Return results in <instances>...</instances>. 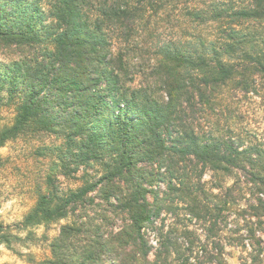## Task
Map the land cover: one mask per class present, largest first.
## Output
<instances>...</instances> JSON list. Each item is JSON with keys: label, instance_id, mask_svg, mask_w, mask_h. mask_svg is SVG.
<instances>
[{"label": "clouds", "instance_id": "clouds-1", "mask_svg": "<svg viewBox=\"0 0 264 264\" xmlns=\"http://www.w3.org/2000/svg\"><path fill=\"white\" fill-rule=\"evenodd\" d=\"M158 2L161 17L169 18L168 30L149 27L142 33V39L152 33L143 46L147 55L131 50L136 41L125 38L130 21L111 17V10L130 7L126 0H28L29 27L0 32V205L7 201L24 215L39 208L32 192L35 166L43 169V193L50 199L55 189L61 202L72 201L68 209L77 214L49 230L50 221L40 216L12 224L5 213L0 264H185L191 237L181 236L182 229L169 233L171 216L164 229L155 216L152 223H135L144 214L141 205L152 215L188 191L187 204L192 196L206 203L198 189L212 204L243 196L248 204L238 200L237 212L255 205L256 196L264 203V183L253 179H264V71L242 55L264 66V0ZM81 34L90 39L81 40ZM165 45V55L195 66L176 67L159 56L150 62ZM116 49L125 54L123 62ZM218 61L230 75L215 93L207 91L211 105L192 100L202 88L200 79L218 74ZM70 83L79 89L69 90ZM97 95H103L106 111L123 108L135 122L130 145L118 140L111 126L81 116L80 106ZM207 143L219 145L226 160L193 154L194 145ZM70 151L76 153L71 161ZM169 185L180 192L140 198L145 189L167 192ZM91 186V192L72 200ZM245 219H251L250 211ZM236 235L233 239L224 230L213 240L234 250L232 264H264V243L257 244L247 229ZM255 236L264 239V225Z\"/></svg>", "mask_w": 264, "mask_h": 264}, {"label": "trees", "instance_id": "trees-1", "mask_svg": "<svg viewBox=\"0 0 264 264\" xmlns=\"http://www.w3.org/2000/svg\"><path fill=\"white\" fill-rule=\"evenodd\" d=\"M127 5L130 7H125L124 9H113L111 10V17L117 21H121V18L130 21L131 27H129V31L125 34V38L127 41H132L135 39L136 43L132 45L131 50H142L144 54L147 55L148 51L143 46L148 40H151L152 33L147 32L146 39H142V33L146 32L149 27L155 28L156 31H159L162 28H165L167 31V27L158 25L160 21H167L168 17H161V12L163 10V3H159L158 0H126ZM102 15H107V13H101ZM142 21V25H138L137 22ZM31 23V12L28 4V0H0V32L7 33H16L23 31L29 27ZM119 26H124L122 22ZM231 39V37H229ZM81 40H88L90 37L88 35L81 34ZM240 42H238L239 44ZM83 47V46H82ZM88 47H92V45H88ZM230 51H234L232 45L228 46ZM201 49L203 50V45H201ZM168 52V46H162L158 49L152 56L149 57L150 62L154 61L157 56L161 59L171 60L172 63L179 67L181 64H188L189 67H194L195 65L190 60L179 59L175 55H165ZM116 55L120 56L121 61L123 62L124 53H121L119 49H116ZM213 58H218L220 53L216 52L215 48L212 49ZM243 58L246 60L254 61L257 63V66L260 71H264V66L259 65L258 60H254V58L249 57L247 54H242ZM200 64H204V60H200ZM219 72L216 76H213L211 79H200V84L202 88L197 89L198 95L193 96L192 100H195L205 106H209L212 103V97H209L206 93L209 89L212 92H216L217 88L220 84H223L224 81L230 75L228 69L223 67L222 62L218 61ZM127 70V69H125ZM175 71V69H172ZM86 74V73H85ZM112 75L115 76V73ZM181 74L177 72V76ZM119 82V76H116L115 83ZM127 83H134L133 79H128ZM96 81H91V86L96 85ZM109 86H114V82L109 80ZM58 84H63L62 81H58ZM69 90H78L79 85L76 83H70L68 86ZM223 93V89H220V94ZM256 93H254L255 95ZM241 99H247L246 97H242ZM45 103H48L45 100ZM107 105L105 104L103 95H97L95 99L90 100L87 104L80 106L81 116L84 119H91L93 121H98L102 128H107L111 126L117 139L122 142H127L129 145L133 142V134L131 132V128L134 126V121L128 119V114L125 112L123 108H113L110 111H106ZM131 115H135L132 113ZM77 121L80 120V117L76 118ZM231 147V146H229ZM71 149V145H69ZM71 155H76V153L71 152ZM200 158H215L217 160H226L225 157L220 155V146L207 143L202 145H194V153ZM227 173V169H220ZM258 183H264V179L253 176ZM162 183V182H161ZM94 186L85 187V189L80 192L78 195L74 196L72 200L81 199L82 196L88 194L93 190ZM218 186L216 184L212 185V195L216 196V188ZM200 193V198L206 203H201V200L197 197L192 196V204H187L184 199V196H191V192L188 191L186 193H182L179 196H176L173 200L172 205L168 206L166 209H158L152 215H149L147 212V205H141L144 209L143 215H138L134 218V222L140 224L142 221L147 220L149 223L153 222V216L160 221V228L164 229L168 227V223L165 225L163 222L165 220L164 217H161V211L165 213H170L172 216V227H168L169 233L173 231L183 230L180 232L181 236H184L188 239V247L185 248V253L188 254V259L185 260V264H227V261L224 257V249L220 245V243L216 240H213V237L217 235L218 231V223L220 221H225L229 215H233L236 220L241 219L246 226L247 234L250 237H255V242L257 244L261 243L259 237L255 236V232L257 229V225L264 223V220L260 219L261 216H264V203H262V198L256 196V204L248 205L247 209L241 208L239 212L235 209L239 206L238 200L244 199L241 197H227L223 202L219 204H212L210 200L207 198V194L204 193L202 189H198ZM259 191V189L257 190ZM180 192V189H175L171 185L168 186L167 192H164L163 189H156L155 191H151L150 189H145L142 196L143 199L145 196L152 195L153 197L159 198V196L163 193L165 195ZM252 195L250 194L248 199H251ZM246 204H248V200L245 199ZM72 201L65 200L61 202L57 196L56 192L51 191V198L49 199L44 193H39L37 195V205L39 208L36 210H30L28 215H24V219L19 223H28L31 222L36 216H40L44 219L50 221V223L66 219L71 214L73 217L76 216L75 209H68V203ZM84 203H87L85 201ZM155 203V200H154ZM211 204V209H209L208 205ZM251 212V219L246 220L245 217L248 212ZM181 213H186V215H181ZM198 220L202 222H208V226L205 229V238L201 241L196 231L192 228L188 227L186 221ZM211 221V222H210ZM39 222V220H37ZM66 222L60 224L64 226ZM255 223V229L249 227V225H253ZM237 224V223H236ZM5 225L0 222V228H3ZM203 245V246H200ZM199 247V252H195V249ZM203 257V259H200Z\"/></svg>", "mask_w": 264, "mask_h": 264}, {"label": "rangeland", "instance_id": "rangeland-1", "mask_svg": "<svg viewBox=\"0 0 264 264\" xmlns=\"http://www.w3.org/2000/svg\"><path fill=\"white\" fill-rule=\"evenodd\" d=\"M164 22L165 21H160V22H158V25L165 26ZM241 100L246 102L247 99H241ZM75 157H76V155H71V153L69 152L70 161L74 160ZM31 180H32V184H33L32 192H33V195L37 198V195L39 193H43V190H42V181L44 180L43 169L42 168L37 169L34 166L33 172L31 173ZM52 191L56 192L55 189H52ZM242 200L246 204L245 199H242ZM20 207L23 208L24 205L21 204ZM5 213L7 214V219L12 224H18L20 222V221H17V218H16L18 214L24 215L23 212H20L18 209H15V208H13V206L9 205L7 203V201H5L3 205H0V222L3 224H4V219H5ZM169 216H171L170 213H165V215L163 216L165 218V220L163 221L165 223V225L168 223ZM171 220H172V216H171ZM64 222H66V219H62V220L50 223L48 228H49V230H51L52 225H55V224L60 225ZM186 223H187L188 227H190L196 231L200 240H201V235H203V239L205 238V229L207 228L205 226H208V222H202V221H198V220L197 221L196 220H192V221L187 220ZM229 223H237L238 226L235 228H228ZM253 225H255V223ZM261 225H264V223L259 224V226L257 225L258 230H259ZM217 227H218V229H217L218 234L217 235H219L224 230H227V232L231 233V236L233 239H237L238 237L236 234L242 233L246 229L245 223L241 219L236 220L232 214L229 215L225 221H220L218 223ZM217 235H215V236H217ZM259 238L261 240V243H264V239H262L261 237H259ZM229 247H231V245H229ZM245 247H247V246H245ZM223 249H224V257L227 261V264H232L233 256H234V250L226 251L224 247H223ZM13 254H15V253H13ZM239 259H240L239 255H236V260L238 261Z\"/></svg>", "mask_w": 264, "mask_h": 264}]
</instances>
